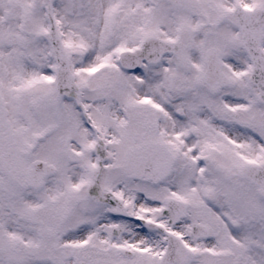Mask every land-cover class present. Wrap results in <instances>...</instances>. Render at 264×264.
<instances>
[{"label":"snow or ice","instance_id":"snow-or-ice-1","mask_svg":"<svg viewBox=\"0 0 264 264\" xmlns=\"http://www.w3.org/2000/svg\"><path fill=\"white\" fill-rule=\"evenodd\" d=\"M0 264H264V0H0Z\"/></svg>","mask_w":264,"mask_h":264}]
</instances>
